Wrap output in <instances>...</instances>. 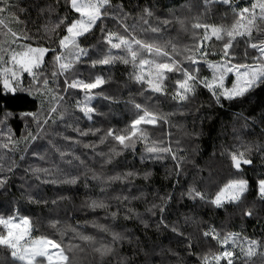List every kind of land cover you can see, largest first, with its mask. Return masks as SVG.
<instances>
[{
  "label": "snow or ice",
  "instance_id": "obj_1",
  "mask_svg": "<svg viewBox=\"0 0 264 264\" xmlns=\"http://www.w3.org/2000/svg\"><path fill=\"white\" fill-rule=\"evenodd\" d=\"M65 3L67 8L65 15L57 16L54 21L43 25L42 30L38 29L36 35H32L27 30L17 31L8 27V22L3 17L5 13L12 15V5L6 0H0V91L14 95L18 91L26 90L30 96L35 92V99L40 101L41 106L44 103L49 105L46 112L40 107L35 112L20 113L21 118H30V123L35 125L36 131H29V125L26 124L27 135L22 134L19 139L15 138L8 124L13 113L3 111L0 115V149L14 152L21 140L27 145L39 139L41 133H46L49 121L55 122L57 114L61 121L65 120L67 115H74L68 113L65 96L60 94V77H64V92L72 89L83 94V98L76 99L74 103L75 111L81 114L75 117L77 121L82 118L92 121L94 115L98 114V109L92 104L96 96H102L106 100L115 99L104 94L103 86L108 82L104 76L94 75L86 80L77 75L80 71L78 66L82 64L92 69L97 66L111 68L117 63L130 66L132 71L129 80L140 86V94L147 93L146 100H150L154 95L166 96L180 106L195 102L199 89L206 90L220 107L224 106L225 101L233 105H243L257 88L264 86V0H249V3L243 6L237 4L236 0H203L205 12L212 4L225 6L232 14V22L209 24L200 19L202 14L197 15L191 22L193 36L197 37L191 46H179L172 41L161 43L137 38L132 34L135 25L132 26V31H129V25L126 23L128 13L125 12L122 3L114 5L112 0H65ZM185 6L187 5L182 7ZM227 14L226 11L224 15ZM171 15L181 28L186 27L184 17L176 16L175 13ZM152 16L151 7L146 6L140 10L139 20L148 26L145 30L152 33H161L172 22L168 18H158V23L151 24ZM108 19L114 20L127 35L107 29L105 22ZM97 29L101 37L98 42H94ZM241 42L244 45L242 52L237 51V46ZM98 44H102L103 47ZM113 50H118V53H114ZM209 56H216L218 59L210 60ZM183 61H188V67L183 66ZM201 64L207 68L208 75L201 74ZM49 66L50 71H46ZM25 74L30 78L27 89L23 88ZM174 76L176 78H173ZM170 80L174 83L171 93L168 92ZM97 89L100 91H94ZM128 103L132 105L135 113L123 128L110 127L99 136L98 141L83 144L84 148H91L94 155L106 157L100 170L89 167L80 155L57 148L60 161L80 171L73 173L54 163L52 168H32L35 178L44 184L76 185L83 176L84 186L88 187L87 180L91 173V179L98 182L103 195L89 197L84 207L93 212L97 209L103 210L106 213L105 219L110 216L115 220L120 208L118 206L116 211H109L110 200L122 204L124 201L139 199L144 193L141 191L140 196L123 194L109 196L108 189L114 182L130 184L131 178L141 173L126 171L107 174L103 170V165L110 164L114 157L123 152L130 150L135 154L137 145L141 146L142 163L146 160L153 162L164 160L169 155L172 160H177L176 153L170 146H165L162 141L150 135L157 125L169 123L168 116L171 113H162L147 103L135 100ZM67 126L77 133V137L63 136V139L73 144L81 143L78 137L101 132L99 128L83 130L78 124L69 123ZM109 140L111 143L107 152L97 150V144L103 145ZM254 148L264 151V146L252 144L247 146L245 151L221 153L229 159V167L235 169V173H230V177L235 178H228L214 194L210 195L208 191H200L190 186L186 193H181V197L187 196L190 201H199L218 209L225 208L226 205L239 206L250 191L249 180L239 173L242 171V165L253 164L250 154ZM31 155L40 160L45 159V156L37 151H33ZM2 157L3 153L0 152V159ZM20 160H25V155H21ZM74 161L77 163L74 164ZM18 167L15 160L11 161L7 169L0 164V173L5 171L12 173ZM176 167L179 168L180 165L177 164ZM41 172L44 173L43 178L39 175ZM150 175L148 171L143 172L145 180H148ZM9 179L7 175H0V189H6ZM256 194L260 201H264V178L257 180ZM172 199L171 194L162 196L160 204L152 202L146 210L156 215L154 210L159 209L161 218L157 227L162 225L166 229L170 228L177 236L184 237L182 243L187 255L196 258L192 264H236L238 260L240 264H253L252 258L257 255V249L264 248V244L247 236L243 237V242L238 243L239 233L222 234L213 226L201 230L198 237H194L192 233L185 235L175 224L169 225L164 219L167 202ZM35 202L47 203L46 200ZM133 215L145 228L149 227L148 222L138 212L126 207L124 218L131 219ZM244 215L251 217L252 210H246ZM59 223L52 220L49 226L61 237L71 231L73 243L66 246L62 239L56 238V235H35L37 229L32 218L19 214L18 209L0 213V246L9 250L12 260L18 264H82L89 254L91 259L87 264H112V260H116L117 264H129L128 258L120 256L119 253V246L125 240H130L123 232L96 221H86L99 232L107 234L106 237H97L85 234L77 228L58 227ZM201 240L204 243L214 241L218 246L217 250L209 248L197 251ZM237 248L239 252L236 251ZM260 256L261 264H264V252H260ZM176 264H185L184 258L178 257Z\"/></svg>",
  "mask_w": 264,
  "mask_h": 264
},
{
  "label": "trees",
  "instance_id": "obj_2",
  "mask_svg": "<svg viewBox=\"0 0 264 264\" xmlns=\"http://www.w3.org/2000/svg\"><path fill=\"white\" fill-rule=\"evenodd\" d=\"M6 2L12 5V15L4 14L11 19L9 27L17 31L27 30L32 35H36L38 29L42 30L43 25L67 12L65 0H6ZM112 2L114 5L121 3L124 5V10L128 13L126 23L129 25V31L131 32L132 26L135 25V31L132 34L148 41L156 40L161 43L172 41L179 46H191L197 39L193 36L191 22L200 14H202L200 19L209 24H231L232 22V14L225 6L212 4L205 12L203 0H112ZM236 3L243 6L249 3V0H236ZM184 5L187 6L182 7ZM146 6L151 7L153 11V16L150 18L151 24L158 23V18H168L172 21L161 33L156 34L145 30L148 26L139 20L140 10ZM226 11L228 14L225 16ZM171 13L184 17L186 27L181 28L175 23ZM105 27L127 35L112 19L105 22ZM100 37L101 33L97 29L94 42H98ZM211 44L212 41L209 42V45ZM98 46L103 47L102 44ZM243 47L241 42L237 46V51L242 52ZM113 51L118 53V50ZM180 59L183 60V57ZM209 59L216 60L218 57L209 56ZM183 66L188 67V61H183ZM78 67L80 71L77 75L80 78L87 80L94 75L107 78L108 82L103 86L104 94L115 99L106 100L102 96H96L92 104L98 109V114L94 115L92 121L83 118L77 121L75 117L81 114L75 111L74 103L76 99H82L83 94L72 89L64 92V77H60V94L65 96L68 113H74V115H67L65 120L61 121L57 114L55 122L49 121L46 133H41L39 139L27 145L21 140L14 152L0 149L3 153L0 164H3L5 169L13 160L19 165L12 173L7 171L0 173L10 177L6 189H0V199H7L14 209L19 210V214L30 216L36 225V235H56V238L62 239L66 246L73 243L71 231L66 232L63 237L53 232L49 223L56 220L60 222L58 227L61 228H77L78 222H82L90 234L106 237V233H101L90 223H86V221H96L130 237V240H125L119 246L120 256L128 258L129 264H176L178 257H183L185 264H192L196 258L187 255L182 243L184 237L177 236L170 228L166 229L162 225L157 227L161 218L159 209L154 210L156 215L146 210L150 203L160 204V197L171 194L173 199L167 202L164 219L169 225L175 224L185 235L192 233L194 237H198L201 230L213 226L222 234L239 233L238 243L243 242V237L247 236L264 244V201H260L256 194V182L259 178H264V151L254 148L250 154L253 164L242 165L239 175L249 180L250 191L239 206L226 205L225 208L218 209L201 204L199 201H190L187 196L181 197V193H186L190 186L200 191H208L212 195L228 178H235L230 177V173H235V169L229 167V159L221 153L245 151V148L252 144L264 146V122H262L264 86L257 88L243 105H233L225 101L224 106L220 107L215 104L206 90L199 89L195 102L180 106L166 96L154 95L150 100H146L147 93L140 94V86L129 80V74L132 71L130 66L117 63L111 68L97 66L92 69L86 64ZM46 71H50V66L46 68ZM201 74H209L203 64H201ZM29 81L30 78L25 74L24 89L29 87ZM168 85V92L171 93L174 88L173 81H168ZM35 96V92L30 96L26 90L18 91L14 95L0 91V115L5 110L13 113L8 124L17 139L22 134L27 135L26 124L29 125V131H36L35 125L30 123V118H21L20 113L35 112L40 107L46 112L49 107L47 103L41 106ZM131 100L147 103L162 113H171L168 116L169 123L157 125L150 135L162 141L165 146H170L176 153L177 160H172L169 155L164 160L155 162L146 160L142 163L141 146L137 145L135 154L130 150L123 152L114 157L110 164L103 165V170L107 174L126 171L141 173L132 177L130 184L114 182L108 189L109 196L117 194L140 196L141 191L144 193V196L139 199L124 201L122 204L116 200H110L109 211H116L118 206L120 208L115 220L110 216L105 219L106 213L103 210L97 209L93 212L84 207L89 197L103 195L99 190L98 182L91 179V173L87 180L88 187L84 186L83 176L76 185L44 184L35 178L32 168H52L54 163L73 173L80 171L78 168L62 163L56 151L57 148L80 155L89 167L100 170L106 157L94 155L92 149L84 148L83 144L98 141L99 136L110 127L123 128L135 113L132 105L128 103ZM69 123L78 124L83 130L99 128L101 132L96 135L89 133L87 136L78 137L81 143L73 144L63 139V136L77 137V133L67 126ZM145 127L151 128V126ZM110 143L109 140L103 145L97 144V150L107 152ZM33 151L41 153L45 159L40 160L32 156ZM21 155H25V160H20ZM177 164L180 165L179 168L176 167ZM145 171L151 173L148 180L143 178ZM39 175L44 177L42 172ZM29 197L32 199L30 200ZM36 200H46L47 203H36ZM126 207H131L138 212L148 222L149 227L145 228L135 215L131 219H125ZM248 209L252 210L251 217L244 215ZM75 242L79 243V241ZM193 242L196 243L195 240ZM209 248L215 251L218 246L214 241L204 243L201 240L197 251ZM236 251L239 252V249L237 248ZM260 252H264V248L257 249V255L252 258L253 264H261ZM78 255L83 254L78 253ZM90 259L89 254L82 264H87ZM0 264H18V262L12 260L9 250L0 246ZM112 264H117V261L112 260ZM236 264H240V261L238 260Z\"/></svg>",
  "mask_w": 264,
  "mask_h": 264
},
{
  "label": "rangeland",
  "instance_id": "obj_3",
  "mask_svg": "<svg viewBox=\"0 0 264 264\" xmlns=\"http://www.w3.org/2000/svg\"><path fill=\"white\" fill-rule=\"evenodd\" d=\"M8 22V27L11 23V19H8L7 16L3 17ZM15 210L11 203L7 199H0V213H8L10 211ZM77 229L83 231L85 234H90V232L84 227L82 222H78ZM35 234V232H34ZM36 235V234H35Z\"/></svg>",
  "mask_w": 264,
  "mask_h": 264
}]
</instances>
